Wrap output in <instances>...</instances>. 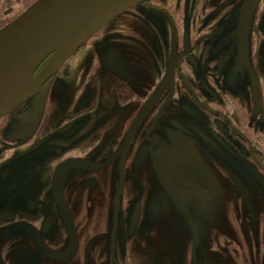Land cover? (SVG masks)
<instances>
[{"label": "flooded vegetation", "instance_id": "obj_1", "mask_svg": "<svg viewBox=\"0 0 264 264\" xmlns=\"http://www.w3.org/2000/svg\"><path fill=\"white\" fill-rule=\"evenodd\" d=\"M186 2L192 8L206 3L146 0L128 7L83 41L20 107L0 117V264H13L9 249L20 246L43 264H136L147 234L141 232L144 203L162 198L186 213L189 203L204 205L209 193L223 191L231 203L244 202L238 207L247 215L238 222L241 237L229 239L232 249L244 230L251 239L256 218V238L264 242V232L259 234L264 227V82L259 75L248 77L240 106L228 103L218 86L221 79L209 77L207 70L208 53L231 54V49L210 44L220 30L190 28ZM141 9L145 17L135 14ZM134 15L156 43L164 30L161 59L148 53ZM248 36L247 31L246 53ZM148 54L155 73L150 88ZM237 55L236 44L234 62L240 68L244 64ZM161 81L164 87L139 117ZM176 105L180 117L174 115ZM144 159L159 190L142 189L138 172ZM166 176L181 184H168ZM14 185L26 187L18 204L11 198ZM36 191L34 199L30 194ZM79 218L87 220L84 230ZM17 229L28 237L17 236ZM14 239L21 241L14 244ZM248 244L247 252L229 250L244 264H264V253Z\"/></svg>", "mask_w": 264, "mask_h": 264}, {"label": "rangeland", "instance_id": "obj_2", "mask_svg": "<svg viewBox=\"0 0 264 264\" xmlns=\"http://www.w3.org/2000/svg\"><path fill=\"white\" fill-rule=\"evenodd\" d=\"M33 1L34 0H0V26L18 15ZM190 1L206 2L205 4L202 3L200 7L197 5L196 8H192L190 3L186 2L185 12L189 14L190 28H194L198 31L205 29L207 30V33L211 30H220L221 32L219 33L222 35L216 42H211L210 44H223L231 49V54L229 51H224L225 53L223 52V54L215 52L208 53V61L211 66L210 69L207 70V75L209 77H219L221 83H218V86L221 93L226 95L227 101L229 100L228 103L232 104L234 102L235 104L238 103L240 106L242 93L247 90V78L259 75L264 82V0H261L260 5L255 8L249 18L248 42L251 47L249 52L246 53L245 60L240 62L238 58V63L244 64L240 68L235 67L234 61L236 58V44L238 40L237 31L239 10L242 1ZM219 4H222L223 6L220 10H217ZM139 12L142 17H145L144 10H136L135 14H139ZM203 12L205 13L204 15ZM198 13H201V17H199ZM134 17L138 18V22L140 17H136L135 15ZM185 18L186 16L184 19ZM137 27L144 36V42L148 46V53L151 52L153 55H156L157 58L161 59L167 45V38L164 30L161 29L159 31L161 40L159 43H156L151 34L145 31V28L139 24V22L137 23ZM135 29L136 28L131 26V30ZM223 56H226L225 59H223V62L219 65L215 64L217 58ZM151 59L152 57L148 54V64L146 65L149 68L148 72H151L150 77L152 76L149 81L153 79L155 80V73L153 70L151 71ZM83 66L84 63L81 64V68ZM60 70L54 74L52 80H54V78L57 79L60 75ZM160 72L161 67L159 69V73ZM153 82L151 81L149 88L153 85ZM54 83H58V81L54 80ZM70 83L71 80L66 82L68 87L66 93L72 91L70 89ZM58 87L59 85L56 86L55 92L60 91ZM52 91H54L53 88ZM230 97L234 100L231 101L232 99ZM20 105L21 103H19L18 107H20ZM174 109H178V106L176 105ZM179 114L181 115L182 113L180 111L179 113H174L177 117H180ZM168 123L169 122L166 120L167 125ZM226 155L227 151H225V156ZM199 158V161H201V159L205 157L200 155ZM207 164L206 167L209 169ZM150 167L151 165L148 163L147 159H144L141 165V170L138 172L144 181L145 187L142 189L159 190L160 187L157 185ZM11 171H13V169ZM13 187L15 191L14 196H11V198L13 199L14 204H18L25 198L24 190L26 187L24 185H14ZM36 190H38L37 185ZM30 195L33 196L32 198L36 199L38 198V191ZM243 198L246 199L245 197ZM160 199L158 201L149 200L146 202V205L144 203L141 208V217L143 220L141 232L147 231V234L145 238L143 237L144 244L142 245V249L137 250V253H139V259L136 261V264H244L241 259H235L229 248L235 250L236 247H238L240 252H247V247L249 246L248 248H251L248 244L249 241L250 243H254L258 252L264 253V242L259 241V238H256V231L260 230V228H258L259 222L257 218L253 225L254 234L251 239L248 240L249 232L246 233V230H244L243 237L239 240L241 243H236L232 249L231 241L229 239H236V236L239 238L241 237L238 222L240 220H245L247 215L245 210L238 207L245 203L241 200L237 201V203H231L230 197L225 191L222 193H209L204 205H196L193 202L189 203V209L186 213L178 211V209L174 208L171 203L163 202ZM251 200L254 201L255 199L251 197ZM255 204H257L256 206L259 208L258 205H261L262 203L258 200L255 201ZM73 205H75L77 209L79 208L78 202L75 201ZM254 213H257V211L255 210ZM262 221L264 225V220ZM86 223V219L79 218V226L81 230H84ZM261 229L262 230L259 232L260 235L264 232V227ZM15 232H17L15 233L17 236H27V234L25 235L23 233V230L17 229ZM263 239L264 234L262 235V240ZM11 241L15 244L21 240L17 241L14 239ZM31 248L33 252H37L35 245L32 244ZM11 252L13 253L12 255H10ZM6 253H8L7 250ZM8 254L9 258H12L13 264H29L34 260L37 263L43 264L39 258L32 255L33 253L31 254L28 250L25 251L21 246L19 248L14 247L9 249ZM258 261L260 262L261 260ZM60 262L58 264H65V261ZM48 264L50 263L48 262Z\"/></svg>", "mask_w": 264, "mask_h": 264}, {"label": "water", "instance_id": "obj_3", "mask_svg": "<svg viewBox=\"0 0 264 264\" xmlns=\"http://www.w3.org/2000/svg\"><path fill=\"white\" fill-rule=\"evenodd\" d=\"M142 1L146 0H34L0 26V117L37 90L89 36ZM258 3L259 0H243L240 6L237 31L240 62L246 58L248 21ZM168 73H172L171 63ZM163 87L161 81L139 117ZM165 178L168 184H181L178 179ZM136 216L137 207L132 219Z\"/></svg>", "mask_w": 264, "mask_h": 264}, {"label": "bare ground", "instance_id": "obj_4", "mask_svg": "<svg viewBox=\"0 0 264 264\" xmlns=\"http://www.w3.org/2000/svg\"><path fill=\"white\" fill-rule=\"evenodd\" d=\"M125 10H126V9H125ZM125 10H124V11H125ZM124 11H122V12H124ZM122 12H121V13H122ZM119 14H120V13H119ZM119 14H118V15H119ZM116 16H117V15H116ZM116 16H115V17H116ZM112 19H113V18H112ZM112 19H111V20H112Z\"/></svg>", "mask_w": 264, "mask_h": 264}]
</instances>
